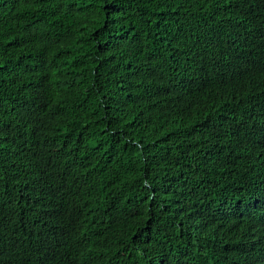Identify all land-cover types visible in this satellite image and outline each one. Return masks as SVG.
Returning a JSON list of instances; mask_svg holds the SVG:
<instances>
[{"label": "trees", "instance_id": "1", "mask_svg": "<svg viewBox=\"0 0 264 264\" xmlns=\"http://www.w3.org/2000/svg\"><path fill=\"white\" fill-rule=\"evenodd\" d=\"M261 130L264 0H0V264H264Z\"/></svg>", "mask_w": 264, "mask_h": 264}, {"label": "clouds", "instance_id": "2", "mask_svg": "<svg viewBox=\"0 0 264 264\" xmlns=\"http://www.w3.org/2000/svg\"><path fill=\"white\" fill-rule=\"evenodd\" d=\"M264 145V130L260 131V139L257 143V147H256V152L254 155V161L264 167V149L262 148V146ZM56 214V223L51 226L49 229L46 230L47 233H51L52 230L56 229V230H61L63 231V233L59 234V236H54L57 239V245L59 248V251L61 253V245L65 239V230L64 228L61 226V224L59 223V217L58 214L55 212ZM239 223V225L236 224ZM235 230V232L233 231ZM254 232L253 229L248 226L242 218L239 219H228V225H227V229L226 231L223 233V240L226 241V243L228 244H232L235 242H239L241 240L242 237H246L250 240L254 239ZM37 255H36V259L33 262V264H49L46 260V258H41L39 255V252H43L46 254V250L48 248H46V246L41 242H37Z\"/></svg>", "mask_w": 264, "mask_h": 264}]
</instances>
